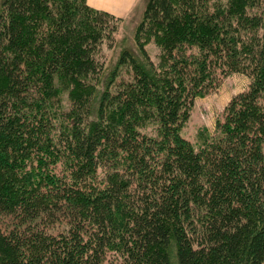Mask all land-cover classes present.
Returning <instances> with one entry per match:
<instances>
[{"label":"trees","instance_id":"obj_1","mask_svg":"<svg viewBox=\"0 0 264 264\" xmlns=\"http://www.w3.org/2000/svg\"><path fill=\"white\" fill-rule=\"evenodd\" d=\"M214 1L147 0L107 70L111 13L0 0V264H264V0ZM236 71L195 148L193 98Z\"/></svg>","mask_w":264,"mask_h":264},{"label":"rangeland","instance_id":"obj_2","mask_svg":"<svg viewBox=\"0 0 264 264\" xmlns=\"http://www.w3.org/2000/svg\"><path fill=\"white\" fill-rule=\"evenodd\" d=\"M218 1H214L215 5ZM147 0H133L130 7L123 13H116L109 9L91 6L94 8L111 13L116 18V29L111 38L103 39L97 46L95 58L99 65L107 70L112 68L117 60L120 51L124 48L130 49L133 53L138 54V49L134 41V34L139 24ZM144 48L152 60H157L160 48L154 39L144 40ZM124 73V75H123ZM121 74L126 78V70ZM127 73V74H126ZM251 77L242 71L232 72L224 76L219 82L217 88L211 92L197 95L193 98L189 108L188 117L183 122L181 134L197 148L202 144L208 134L213 132L216 120L221 118L223 110L229 99L236 93L246 90ZM63 103L67 104L66 95L62 94ZM156 127L155 120H149L140 124L141 131L148 134H154ZM11 221V217H1L0 224L4 226L2 220Z\"/></svg>","mask_w":264,"mask_h":264},{"label":"crops","instance_id":"obj_3","mask_svg":"<svg viewBox=\"0 0 264 264\" xmlns=\"http://www.w3.org/2000/svg\"><path fill=\"white\" fill-rule=\"evenodd\" d=\"M91 6L109 9L113 12L123 13L133 0H87Z\"/></svg>","mask_w":264,"mask_h":264}]
</instances>
